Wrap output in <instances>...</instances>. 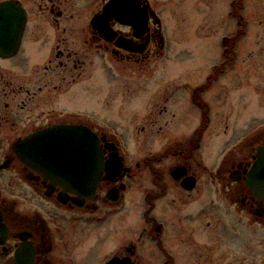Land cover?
<instances>
[{"label": "flooded vegetation", "instance_id": "1", "mask_svg": "<svg viewBox=\"0 0 264 264\" xmlns=\"http://www.w3.org/2000/svg\"><path fill=\"white\" fill-rule=\"evenodd\" d=\"M111 1L0 0V264H264V0H194L160 101L104 97L169 51L163 2Z\"/></svg>", "mask_w": 264, "mask_h": 264}, {"label": "rangeland", "instance_id": "2", "mask_svg": "<svg viewBox=\"0 0 264 264\" xmlns=\"http://www.w3.org/2000/svg\"><path fill=\"white\" fill-rule=\"evenodd\" d=\"M163 2L164 6L157 8V11L164 21L165 32L168 40L169 51L167 57L154 62V72L149 83L150 94H144L137 90V94L133 97L126 89L123 90L120 83L107 84L112 89L104 94V97L112 96L113 101L125 100L128 101H160L161 95L159 86H161V73L164 66H167V71L178 72L182 68L193 65L195 60V51L198 48L206 49L208 41L204 38L198 39L196 36V21L194 0H158ZM203 4L206 0H202ZM162 5V4H161ZM205 7V6H204ZM202 19H206V10L201 11ZM201 62H205L206 58H201ZM176 76V75H175ZM139 91V92H138ZM139 93V94H138Z\"/></svg>", "mask_w": 264, "mask_h": 264}, {"label": "water", "instance_id": "3", "mask_svg": "<svg viewBox=\"0 0 264 264\" xmlns=\"http://www.w3.org/2000/svg\"><path fill=\"white\" fill-rule=\"evenodd\" d=\"M119 2V0H113L106 8L105 11L106 12H110L114 6ZM0 16H2V18H8V19H12V18H25L24 14L21 10L16 9L15 7L11 6L10 4H5L2 7H0ZM9 26H12V24L10 22H8ZM22 27H24L23 25H19L20 30L22 29ZM22 34V32H21ZM90 137L88 138L89 140V147L87 149V154L89 156H91L93 150L91 148V142H90ZM95 168V166L90 163V161L88 162V171L91 172L93 171ZM99 174H100V165H99ZM254 177L260 178L262 180V188L264 190V154L260 157L259 162L256 166V168L254 169V173H253ZM99 182V177H95V183H91L89 182L88 187L89 188H94Z\"/></svg>", "mask_w": 264, "mask_h": 264}]
</instances>
